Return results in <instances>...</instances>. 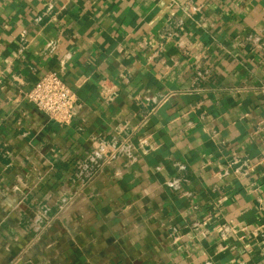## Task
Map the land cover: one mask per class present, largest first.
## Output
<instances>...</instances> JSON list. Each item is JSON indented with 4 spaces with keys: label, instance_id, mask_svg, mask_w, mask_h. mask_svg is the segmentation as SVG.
Listing matches in <instances>:
<instances>
[{
    "label": "crops",
    "instance_id": "crops-1",
    "mask_svg": "<svg viewBox=\"0 0 264 264\" xmlns=\"http://www.w3.org/2000/svg\"><path fill=\"white\" fill-rule=\"evenodd\" d=\"M0 264H264V0H0Z\"/></svg>",
    "mask_w": 264,
    "mask_h": 264
},
{
    "label": "built area",
    "instance_id": "built-area-1",
    "mask_svg": "<svg viewBox=\"0 0 264 264\" xmlns=\"http://www.w3.org/2000/svg\"><path fill=\"white\" fill-rule=\"evenodd\" d=\"M157 103L162 106L169 97ZM26 100L50 120L61 126L69 125L81 110L72 89L55 73L44 75L25 95Z\"/></svg>",
    "mask_w": 264,
    "mask_h": 264
}]
</instances>
